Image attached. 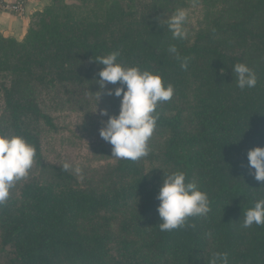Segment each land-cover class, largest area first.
I'll return each mask as SVG.
<instances>
[{
    "label": "trees",
    "instance_id": "obj_1",
    "mask_svg": "<svg viewBox=\"0 0 264 264\" xmlns=\"http://www.w3.org/2000/svg\"><path fill=\"white\" fill-rule=\"evenodd\" d=\"M192 7L195 26L187 15V38L174 39L164 22ZM112 52L174 94L157 107L145 157H111L92 177L64 172L44 158L43 126L75 111L82 130L99 131L100 110L118 115L120 98H99L96 82L95 60ZM236 63L255 72V87L237 86ZM0 107V134L36 148L17 194L0 204V264H209L217 252L228 264H264V225L243 227L264 199L247 160L264 147V0H50L22 41L0 34ZM175 171L207 193L210 211L188 218L195 227L160 231L156 195Z\"/></svg>",
    "mask_w": 264,
    "mask_h": 264
},
{
    "label": "clouds",
    "instance_id": "obj_2",
    "mask_svg": "<svg viewBox=\"0 0 264 264\" xmlns=\"http://www.w3.org/2000/svg\"><path fill=\"white\" fill-rule=\"evenodd\" d=\"M187 15L185 9L179 8L164 22L174 39L187 38ZM160 25L164 26L161 22ZM169 51L177 53L174 45ZM118 56V52H112L95 60L103 66L96 81L101 89L99 98L101 94L120 98L118 115H109L106 109L100 110L99 115L108 119L101 121L99 134L112 145L111 157L136 161L148 154V141L159 119L157 107L172 98L174 87L172 84L165 85L160 74L141 70L137 66H124L118 62ZM176 58L181 59L178 54ZM187 66L185 58L181 67L187 69ZM232 71L240 89L253 88L257 84L255 72L246 64L236 63ZM109 83H119V86L109 89ZM35 156V145L23 136L0 134V204L8 200L15 183L28 176ZM247 160L250 174L257 181L264 182V147L249 149ZM61 169L67 172L73 169V165L64 162ZM74 171L82 173L79 165ZM156 199L159 201L160 231L195 227L188 223V218L206 216L210 211L207 193L200 190L196 183L186 182V174L182 171L163 176ZM253 224L264 225V199L257 200L244 212L243 227ZM209 264H228L227 253H213Z\"/></svg>",
    "mask_w": 264,
    "mask_h": 264
},
{
    "label": "rangeland",
    "instance_id": "obj_3",
    "mask_svg": "<svg viewBox=\"0 0 264 264\" xmlns=\"http://www.w3.org/2000/svg\"><path fill=\"white\" fill-rule=\"evenodd\" d=\"M200 15L201 12L196 7L188 11L191 28L195 26ZM55 124L57 129L43 126L41 138L45 160L55 163L69 162L73 165V170L79 165L82 169L80 175L83 177L97 175L106 164L111 163L110 152L103 151V145L107 142L101 138L99 131L82 130L81 118L77 112H61ZM17 187L16 182L10 190L9 197L17 194Z\"/></svg>",
    "mask_w": 264,
    "mask_h": 264
},
{
    "label": "crops",
    "instance_id": "obj_4",
    "mask_svg": "<svg viewBox=\"0 0 264 264\" xmlns=\"http://www.w3.org/2000/svg\"><path fill=\"white\" fill-rule=\"evenodd\" d=\"M50 0H29L22 15L0 11V34L22 41L27 33L32 16L48 6Z\"/></svg>",
    "mask_w": 264,
    "mask_h": 264
},
{
    "label": "built area",
    "instance_id": "obj_5",
    "mask_svg": "<svg viewBox=\"0 0 264 264\" xmlns=\"http://www.w3.org/2000/svg\"><path fill=\"white\" fill-rule=\"evenodd\" d=\"M29 0H0V11L22 15Z\"/></svg>",
    "mask_w": 264,
    "mask_h": 264
}]
</instances>
